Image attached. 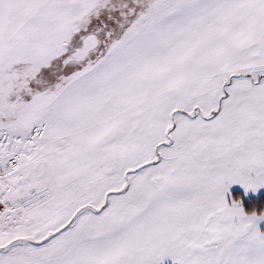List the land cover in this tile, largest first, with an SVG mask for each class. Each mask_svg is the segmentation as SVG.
<instances>
[{"label":"snow or ice","instance_id":"obj_1","mask_svg":"<svg viewBox=\"0 0 264 264\" xmlns=\"http://www.w3.org/2000/svg\"><path fill=\"white\" fill-rule=\"evenodd\" d=\"M0 264H264V0H0Z\"/></svg>","mask_w":264,"mask_h":264}]
</instances>
